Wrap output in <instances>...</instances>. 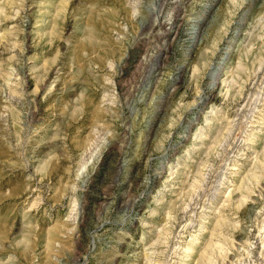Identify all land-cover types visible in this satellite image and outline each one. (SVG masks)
Segmentation results:
<instances>
[{"label":"rangeland","instance_id":"374dc122","mask_svg":"<svg viewBox=\"0 0 264 264\" xmlns=\"http://www.w3.org/2000/svg\"><path fill=\"white\" fill-rule=\"evenodd\" d=\"M0 264H264V0H0Z\"/></svg>","mask_w":264,"mask_h":264},{"label":"bare ground","instance_id":"6f19581e","mask_svg":"<svg viewBox=\"0 0 264 264\" xmlns=\"http://www.w3.org/2000/svg\"><path fill=\"white\" fill-rule=\"evenodd\" d=\"M213 70H215V69H213ZM211 76L214 78V77H215V74L212 73ZM179 79H180V78H179ZM252 100H253V99H252ZM190 223H191V222H190Z\"/></svg>","mask_w":264,"mask_h":264}]
</instances>
